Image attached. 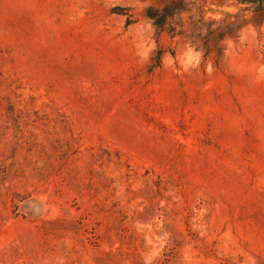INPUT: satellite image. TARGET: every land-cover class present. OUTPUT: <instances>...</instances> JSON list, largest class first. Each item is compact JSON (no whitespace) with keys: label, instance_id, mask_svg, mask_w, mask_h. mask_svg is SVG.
I'll use <instances>...</instances> for the list:
<instances>
[{"label":"rangeland","instance_id":"rangeland-1","mask_svg":"<svg viewBox=\"0 0 264 264\" xmlns=\"http://www.w3.org/2000/svg\"><path fill=\"white\" fill-rule=\"evenodd\" d=\"M0 264H264V14L0 0Z\"/></svg>","mask_w":264,"mask_h":264},{"label":"trees","instance_id":"trees-1","mask_svg":"<svg viewBox=\"0 0 264 264\" xmlns=\"http://www.w3.org/2000/svg\"><path fill=\"white\" fill-rule=\"evenodd\" d=\"M238 5L250 9L257 14H264V0H234ZM150 19H154L149 16Z\"/></svg>","mask_w":264,"mask_h":264}]
</instances>
